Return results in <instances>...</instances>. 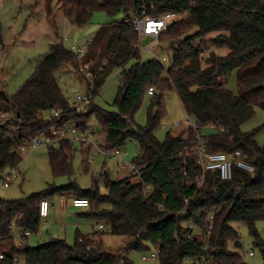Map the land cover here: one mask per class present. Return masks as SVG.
<instances>
[{
    "label": "trees",
    "instance_id": "trees-1",
    "mask_svg": "<svg viewBox=\"0 0 264 264\" xmlns=\"http://www.w3.org/2000/svg\"><path fill=\"white\" fill-rule=\"evenodd\" d=\"M57 1L64 17L78 28L88 25L95 12L113 17L142 4L154 3L152 15H187L159 36L163 51L172 53L167 58V68L155 58L140 61L136 33L127 21L103 26L92 39L82 61H91L93 70L103 62L96 85L101 88L114 70H120L112 102L116 111L92 102L87 114L74 113L57 74L72 68L80 77L75 54L62 42L51 45L48 54L14 94L0 91V113L11 111L16 128V134H11L0 126V173L17 166L22 161L19 147L46 133L50 126L75 124L84 128L95 121L104 135L102 148L112 150L122 147L127 140L137 142L138 154L134 159L145 158L142 179L151 191L146 192L130 176L113 181L102 171L104 194H100L98 180L93 178L88 189L70 181L16 200L0 198V251L4 253L0 264H17L14 259L26 264H133L127 258L128 252L147 251L151 247L159 249L158 264H194L205 252L198 238L187 237L190 229L186 224L202 226L210 215L213 264H246L238 251L239 234L231 226L236 222L246 226L252 243L264 257V242L256 229V224L264 221V144L258 145L255 140L258 128L241 130L256 106L264 109V0ZM210 34L214 36L208 37ZM206 42L213 48H226V55L210 51L202 58ZM0 48L4 49L1 30ZM131 60L134 63L126 67ZM150 86L155 91L150 95L146 121L141 126L134 115ZM171 90L176 92L185 113L197 123L207 151L241 150L254 171L234 166L231 180H221L215 170L206 171L199 185L201 168L191 156L178 155L196 141V132L187 128L185 136H174L168 131L162 141L154 134L165 115L164 94ZM56 109L60 111L57 116L50 114ZM42 112L47 113V118H43ZM206 126L215 127V132L204 136L201 128ZM72 153L73 146L65 142L47 147L53 177L72 176ZM55 196L88 199V208L78 216L108 224L109 233L123 237L125 245L110 252L102 245L101 231L80 234L76 229L72 245L57 238L56 242L47 240L35 246L25 242L17 250L9 236L11 227L36 233L40 201L50 202ZM184 198L189 199L187 207ZM230 242L234 250L228 248Z\"/></svg>",
    "mask_w": 264,
    "mask_h": 264
},
{
    "label": "rangeland",
    "instance_id": "rangeland-1",
    "mask_svg": "<svg viewBox=\"0 0 264 264\" xmlns=\"http://www.w3.org/2000/svg\"><path fill=\"white\" fill-rule=\"evenodd\" d=\"M57 0H0V28L3 34L4 50H0V86L3 92L11 95L23 84V82L33 72L36 65L48 54L49 47L57 42H62L64 47L70 49L71 46L86 48V42L89 38L94 39L103 26L111 22L121 21L123 14L119 13L113 17L107 16L104 12H95L91 22L81 28L71 25L61 12ZM49 6V11L46 6ZM187 13L181 15L186 17ZM210 34L208 37H212ZM149 40L139 42L140 61L153 59L155 56L161 58L171 57L172 53L164 52L160 41L157 45L161 51L150 52L147 47ZM202 58H206L210 51L219 54L216 49L208 42L203 46ZM134 63L131 60L126 67ZM169 65V59L164 63V67ZM202 66H205L202 63ZM70 77L75 78V72L72 68L68 69ZM120 70H114L106 79L98 93L93 97V103L103 109L116 111L112 105L118 87V75ZM62 72H58L59 85L62 88L65 97L71 104L75 96L79 94V85L68 78H61ZM80 78V77H79ZM80 81V79H79ZM150 95H145L140 107L134 115L135 122L143 126L146 121V111L149 105ZM165 115L160 126L155 131V137L162 141L165 134L170 131L172 134H186L187 120H193L189 117L178 99L175 91L171 90L164 94ZM43 118H47V113L42 112ZM90 125L96 129L99 143L104 140V135L100 131V125L91 121ZM259 129L255 135L258 145L264 144V109L254 108L253 116L241 125L244 132ZM215 129L209 126L202 127L201 133L207 136L214 133ZM79 146V145H78ZM46 145H39L35 148H29L21 153L22 161L17 165L18 175L6 188L0 185V198L2 200H16L26 197L32 193H38L46 190L53 185L59 187L70 181L75 182L79 188L88 189L92 185V179L98 180L100 194L106 192L101 180L102 171H106L110 179L119 180L126 176L127 167L138 154V144L135 140H127L125 144L118 148L120 157L105 156L102 153H93V157L87 162L88 154L86 148L80 150L73 145L72 153V176L53 177L47 158ZM122 159V160H121ZM70 198H66V214H61L62 199L61 196H55L49 202V213L45 223L40 222L38 231L31 233L25 242L29 246H35L43 243L51 237L62 238L66 243L72 245L74 242L75 226L78 227L80 234H87L86 229H91L88 219L76 215L84 212L86 209H76L69 206ZM231 226L239 234L238 248L243 262L246 264H264V257L259 247L252 243V237L249 235L246 226L242 223H231ZM257 233L264 242V221L256 224ZM101 240L104 249L110 252L118 251L125 245L123 237L112 235L109 232H102ZM228 248L234 250V244L228 243ZM252 251L253 256L248 252ZM154 248L147 251H130L127 258L133 264H158L156 258H150V253ZM145 256L146 259L141 257ZM17 264H26L19 262Z\"/></svg>",
    "mask_w": 264,
    "mask_h": 264
},
{
    "label": "built area",
    "instance_id": "built-area-1",
    "mask_svg": "<svg viewBox=\"0 0 264 264\" xmlns=\"http://www.w3.org/2000/svg\"><path fill=\"white\" fill-rule=\"evenodd\" d=\"M154 8V3L146 6L142 4L136 8L131 9L127 13L123 14V21L129 22L133 30L136 33L137 44L136 47L139 49V42L142 40H149L150 45L147 49L152 51H161V48L157 45L160 34L165 32L173 22L181 18V14L175 12H167L160 15L150 14V10ZM92 44V38H89L86 42V48L83 47H74L71 46V50L76 57L77 61V72L80 75V82H82L80 87V92L75 96L74 101L70 104V107L73 109L75 114L85 115L90 109V105L93 102V97L95 96L96 91H99V87L96 85V75L101 69V65L98 66L95 70L92 68V62H83L82 58L86 54L88 48ZM1 55V52H0ZM157 59L163 66L167 58L165 56ZM84 90V91H83ZM0 91L3 92V88L0 86ZM154 87L150 86L147 88L146 93L148 95L154 94ZM59 110H52L50 114L57 116ZM188 128H192L196 132V141L192 144L191 147L185 149L184 151L178 153L179 156H191L195 163L201 168V174L198 176L197 182L200 185L204 178V173L206 171L215 170L218 173V176L221 180H231L233 176V167L243 169L248 172H253L254 167L248 163L242 156L241 150H234L232 152H223V151H207L203 145L201 134L197 132V123L194 120H187ZM0 126H5L7 131L11 134H16V128L13 125V113L1 112L0 113ZM213 127V126H211ZM215 129V127H213ZM68 143L71 146L79 145L86 148L88 158L87 162L93 157V153H102L105 156H118L120 157L119 149L107 150L102 148L97 138V131L91 125H88L84 128L78 127L75 124H68L65 126L52 125L48 128L46 133L32 137L26 145L19 147V152L29 148H35L39 145L46 146H58L60 143ZM122 160V159H121ZM145 166V158H136L128 164L126 176H130L133 179L138 180L141 185L144 187L146 192H150L151 188L145 184L142 179V169ZM182 174L185 176L186 172L183 171ZM18 175L17 166L8 167L2 173H0V185L4 188L8 187L10 183L16 179ZM62 199V208L61 214H66V198L61 197ZM183 202L187 207L189 199L184 198ZM69 206L76 209H87L89 206L88 199L85 198H70ZM50 203L48 200L43 199L39 203L38 207V216L40 222L45 223L46 218L48 217ZM161 208V207H159ZM212 219L213 216L210 215L209 219L203 223L202 226L198 224L188 223L186 227L190 230L187 233V237L191 240L198 238L201 244V250L205 252V255L200 259L195 260L194 264H213V258L210 256V239L212 232ZM98 231L101 232H110V227L106 223H96ZM30 232L23 230L17 227H11L10 229V238L13 245L17 250H21L25 245L24 237H28ZM1 242V239H0ZM159 249L154 248V252L150 253V258L156 259ZM249 256H253V252H248ZM4 258V253L0 251V259ZM143 260L146 259L145 256L141 257ZM17 263L21 260H17Z\"/></svg>",
    "mask_w": 264,
    "mask_h": 264
},
{
    "label": "crops",
    "instance_id": "crops-1",
    "mask_svg": "<svg viewBox=\"0 0 264 264\" xmlns=\"http://www.w3.org/2000/svg\"><path fill=\"white\" fill-rule=\"evenodd\" d=\"M58 6L60 7V5L58 4ZM0 30H1V28H0ZM1 33H2V31H1ZM2 38H3V34H2ZM3 44H4V40H3ZM4 47H5V45H4ZM0 50L2 51V50H4V49H1L0 48ZM216 51L219 53V55H226V53H227V49L226 48H217L216 49ZM46 56V55H45ZM44 58V57H43ZM38 65V64H37ZM36 65V66H37ZM61 78H68L69 80H71V81H74V82H76V83H78L79 84V78L75 75V78L73 77H70V75L68 74L69 73V71H66V70H61ZM209 127H211V126H209ZM211 128H213V127H211ZM173 135L174 136H176V135H178V133H173ZM183 136H184V134H183ZM77 147H79V149L80 150H83L84 149V147H82V146H78V145H76ZM125 177V176H124ZM79 213H81V212H79ZM79 213H77L76 215H78ZM89 227H91V229H86V233L87 234H90V233H92V232H94V231H97V227H96V222L95 221H93V220H88V224H87ZM74 226H75V230L77 229L78 230V227L74 224ZM106 250V249H105Z\"/></svg>",
    "mask_w": 264,
    "mask_h": 264
},
{
    "label": "water",
    "instance_id": "water-1",
    "mask_svg": "<svg viewBox=\"0 0 264 264\" xmlns=\"http://www.w3.org/2000/svg\"><path fill=\"white\" fill-rule=\"evenodd\" d=\"M84 91V90H83ZM57 241V238L56 237H51L49 239V242L52 243V242H56Z\"/></svg>",
    "mask_w": 264,
    "mask_h": 264
},
{
    "label": "bare ground",
    "instance_id": "bare-ground-1",
    "mask_svg": "<svg viewBox=\"0 0 264 264\" xmlns=\"http://www.w3.org/2000/svg\"><path fill=\"white\" fill-rule=\"evenodd\" d=\"M100 222V221H99ZM156 260V259H155Z\"/></svg>",
    "mask_w": 264,
    "mask_h": 264
}]
</instances>
